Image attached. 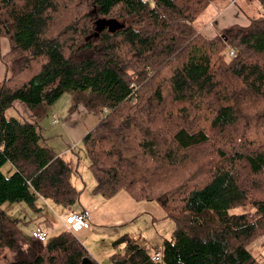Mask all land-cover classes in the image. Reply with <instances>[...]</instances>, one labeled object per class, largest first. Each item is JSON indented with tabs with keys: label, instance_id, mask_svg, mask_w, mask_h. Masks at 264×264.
Here are the masks:
<instances>
[{
	"label": "trees",
	"instance_id": "trees-1",
	"mask_svg": "<svg viewBox=\"0 0 264 264\" xmlns=\"http://www.w3.org/2000/svg\"><path fill=\"white\" fill-rule=\"evenodd\" d=\"M214 1L0 0L1 61L10 67L0 81L8 264H97L73 232L37 244L1 207L47 199L67 210L78 201L74 171L42 144L37 123L4 115L20 102L39 119L64 93L70 113L100 116L80 141L92 192L154 202L173 224L159 262L122 235L111 264H259L247 248L264 236V0L247 25L208 39L194 22ZM245 205L253 210L229 214Z\"/></svg>",
	"mask_w": 264,
	"mask_h": 264
},
{
	"label": "rangeland",
	"instance_id": "rangeland-1",
	"mask_svg": "<svg viewBox=\"0 0 264 264\" xmlns=\"http://www.w3.org/2000/svg\"><path fill=\"white\" fill-rule=\"evenodd\" d=\"M223 1L224 0H215L219 7L223 5ZM234 12L235 14L240 13L241 15L238 19L242 22H238L239 24L237 25L245 26L249 23V18H254L260 13V6L256 0H237L234 5ZM206 18L207 14L205 10L199 16V20L203 21ZM222 19L223 17L218 19L216 24H219ZM123 24L126 25L127 22L122 21L119 23V25ZM7 50V38H0V81L10 74V67H6L1 61V56L7 52ZM227 54L228 49L226 48L224 50V57L226 60L228 59ZM69 100L70 97L68 94H62L45 110L44 116L36 120V123L42 137V144L49 149L52 148L50 145H54L60 149L64 148L68 152L66 163L71 165L73 171L76 168V173L74 172L71 175V177L76 179V185H79V188L91 191L94 186V181L87 168L88 162L82 144L80 141L76 143L74 140H70V138L75 139L80 134L84 125H89V122L87 123V120L80 117L75 120L71 118L73 113L68 111ZM30 114H32V112L20 102L13 103L12 107L4 112L5 117H12L19 121L33 120L29 117ZM89 114L100 119V116L97 114ZM52 119L56 120L55 123L51 122ZM64 125L68 126L65 131H63ZM10 168L9 164H5L1 168L2 174L7 176ZM121 192L125 194L124 191ZM114 200L115 201L101 204L102 207L99 212L104 214V216L98 218L99 221L97 224H92L90 228L94 229L81 231L77 235L82 246H84V248L86 246L89 254L91 252L93 254L99 253V255L102 256V252L109 249L113 251L112 253H118V251L115 250L117 248H112L111 244L114 239L120 237L119 235H121V233L127 232L129 235L133 233L143 238H152L155 236L154 231L159 229L158 226H162L164 222H166L167 218L164 219L165 216L163 211L154 202L135 201L132 203L135 205L134 207H127L126 204L123 206L121 200L117 199V197ZM1 207L9 218L18 220L20 231L27 237H29L31 230L37 226H41L45 229L47 239L54 237L58 232L65 229L62 225L64 217L67 214L64 212L65 209L53 204L50 200L38 199L35 203V209H30L24 203L12 205L3 204ZM70 209L75 213L79 212L76 211L80 209L79 202H76ZM252 210V206L245 205L229 210V214L236 215L251 212ZM157 212H161L163 217L159 219V217H157ZM98 214L96 216H98ZM151 218L154 219L153 222H150ZM120 221H123L122 223L124 224H121ZM119 232L120 234H118ZM247 250L259 264H264V236L250 244ZM150 252L152 251L150 250ZM11 261V252L5 250L0 256V264H8Z\"/></svg>",
	"mask_w": 264,
	"mask_h": 264
},
{
	"label": "crops",
	"instance_id": "crops-1",
	"mask_svg": "<svg viewBox=\"0 0 264 264\" xmlns=\"http://www.w3.org/2000/svg\"><path fill=\"white\" fill-rule=\"evenodd\" d=\"M236 1L237 0H224L223 5L220 7L214 1L212 4H210L206 8L207 18L203 21H200L199 17H198L195 20V22H194L195 30L198 33H200L203 37L209 39V38H212V37H215L216 35H218L219 32L222 31L223 29H225L231 25H237V24H239L238 22H242V21H239V19H238L241 16L240 13L235 14V12H234V5L236 4ZM221 17H223V19L219 22V24H216L217 20L220 19ZM93 115H95V114H93ZM29 117L32 118L33 120L26 121V122H28V123L36 122L37 119L32 114H30ZM78 117L87 120V123L89 122V125H84L83 129H81L80 134L75 139L70 138V140H74L76 143L78 141H81L82 137L99 120L98 117L91 116V114H89V112L85 111L83 108H80V107H78L73 112V116H71V118L73 120L77 119ZM66 128H68V126L64 125L63 131H65ZM69 128H71V127H69ZM50 146L52 147V148H50L51 151H53V153H55L57 156L61 157L63 159V161L66 163L68 152L64 148L60 149L54 145H50ZM67 166L72 169L71 165L67 164ZM75 170H76V168L74 169V172L76 173ZM71 175L69 177L70 185L75 190H82L79 197H78V201H77V202H79L80 209L76 210V211L87 210L89 212V227L87 229H82V230H79V231L74 233L75 238L80 242L81 245H82V243L79 240V238H77V235L81 231H88L90 229H94V228H90L92 226V224L93 225L97 224V222L99 221L98 218H100L101 216H104V214L99 212L101 207H102L101 206L102 203H109L110 201H115L114 199L117 197V199L121 200L123 206L125 204L127 207H134L135 206L134 204H132L135 201H133L126 193L122 194L121 191L117 192L115 195L111 196L110 198L104 199V198L99 197L98 195H95L92 192L93 187H92L91 191H89L88 189L79 188L78 187L79 185H76V182H77L76 179L74 177H71ZM64 212L66 214V213L74 212V211H72L71 209H67V210H64ZM97 214H98V216H96ZM157 217H159V219L161 217H163L162 213L157 212ZM164 219H166V217ZM167 219H166V222H164V224L162 226L161 225L158 226L159 227L158 230L154 231L155 236L152 238H149V237L143 238L140 235H136V234L134 235L133 233H132V235H129V233H127V232L121 233V235H119V236L127 235V236L131 237L132 239L131 238L130 239L133 242H135L137 245H140L143 248L147 249L148 252L150 254H152L153 252L158 251L160 249L161 241L163 239H168L171 235L173 226H172L171 220L170 219L167 220ZM153 220L154 219L151 218L150 222H153ZM120 222H121V224H124V223H122L123 221H120ZM37 227L45 231V229H43L41 226H37ZM35 228H33V229H35ZM118 234H120V232ZM115 240L116 239H114V241ZM83 248H84V246H83ZM112 248H114V249L117 248L115 250L118 251V253L122 252V247H120V246L119 247H112ZM84 249H85L86 253L89 255L90 259H92L97 264H111L109 258L111 255L115 254V253H112L113 251L111 249H109V250H105L104 252H102V254H103L102 256H100L99 253L93 254L92 252L90 253L91 254L90 255L87 251L86 246ZM150 250L152 252H150Z\"/></svg>",
	"mask_w": 264,
	"mask_h": 264
},
{
	"label": "built area",
	"instance_id": "built-area-1",
	"mask_svg": "<svg viewBox=\"0 0 264 264\" xmlns=\"http://www.w3.org/2000/svg\"><path fill=\"white\" fill-rule=\"evenodd\" d=\"M262 14H264V9H262ZM228 58L234 56L233 50H228ZM55 119H52V123H55ZM64 226V230L68 232H77L82 229H87L89 227V212L87 210H81L79 212H69L65 215L64 220L62 222ZM29 238L31 241L36 242L37 244H42L47 240V233L36 227L35 229L31 230L29 234ZM150 260L152 262H159L160 261V250L155 251L151 254Z\"/></svg>",
	"mask_w": 264,
	"mask_h": 264
},
{
	"label": "water",
	"instance_id": "water-1",
	"mask_svg": "<svg viewBox=\"0 0 264 264\" xmlns=\"http://www.w3.org/2000/svg\"><path fill=\"white\" fill-rule=\"evenodd\" d=\"M105 26H107L109 29H110V26L111 25H114L116 26L117 28L118 27H121V25L117 24L115 21H108V22H105L104 23ZM80 264H88V260L85 258V259H82Z\"/></svg>",
	"mask_w": 264,
	"mask_h": 264
}]
</instances>
